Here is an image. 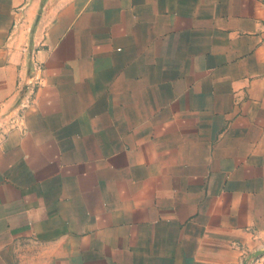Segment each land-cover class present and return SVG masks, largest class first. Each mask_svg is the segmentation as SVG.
<instances>
[{"label": "crops", "instance_id": "1", "mask_svg": "<svg viewBox=\"0 0 264 264\" xmlns=\"http://www.w3.org/2000/svg\"><path fill=\"white\" fill-rule=\"evenodd\" d=\"M264 0H0V264H264Z\"/></svg>", "mask_w": 264, "mask_h": 264}, {"label": "water", "instance_id": "2", "mask_svg": "<svg viewBox=\"0 0 264 264\" xmlns=\"http://www.w3.org/2000/svg\"><path fill=\"white\" fill-rule=\"evenodd\" d=\"M264 254V250L263 251H258L256 253H254L252 255V258H258L259 256L263 255Z\"/></svg>", "mask_w": 264, "mask_h": 264}]
</instances>
